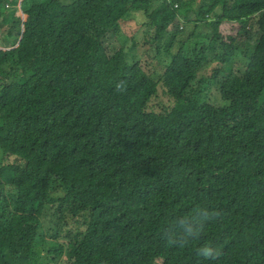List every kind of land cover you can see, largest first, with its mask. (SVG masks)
<instances>
[{"label": "trees", "instance_id": "1", "mask_svg": "<svg viewBox=\"0 0 264 264\" xmlns=\"http://www.w3.org/2000/svg\"><path fill=\"white\" fill-rule=\"evenodd\" d=\"M0 149V264H264V0H0Z\"/></svg>", "mask_w": 264, "mask_h": 264}, {"label": "rangeland", "instance_id": "2", "mask_svg": "<svg viewBox=\"0 0 264 264\" xmlns=\"http://www.w3.org/2000/svg\"><path fill=\"white\" fill-rule=\"evenodd\" d=\"M16 6H18L20 8V4L18 3ZM18 13H20L23 17H25L26 14L22 13L21 10H19V12H15L16 15H18ZM9 17L8 16V21H9ZM145 16L143 13H138L136 18H133L131 20H128L126 22L122 23V27H123V31L124 33L127 35L128 38H131L132 36H136L137 39H140L142 37V32H143V27H142V22L144 21ZM240 25L235 24V25H231V24H223L221 26L222 31L225 34L228 35H234L236 36L238 31L240 30ZM192 25H188L185 28V34L189 35L191 34L192 31ZM197 35L194 37H191V40L188 42V49L192 50V49H196V52L199 51V49L202 47V44H195L196 41H198L199 43H202V40H205V38H203V36H209L210 37V30L208 28H206L204 25H201L198 29H197ZM238 36V35H237ZM127 45H130L132 43V40L129 39L126 41ZM148 54L145 56L144 58V62L145 63H149L152 59V56H154V51L152 49L148 48ZM235 54H237L236 59L239 61H244L243 56H240V53L236 52ZM159 59H162L161 61L163 63H166L169 61L170 56L167 52H165L164 50H162V52L158 55ZM217 59H211L208 62L204 63V69L202 71V73L204 75H200L203 77H208L211 73L212 70L215 68V66L217 65ZM209 89L208 85L206 87V89H204V92H207ZM163 102L168 103L167 98L162 97L161 99ZM160 100V102H161ZM156 103V102H154ZM3 156L2 150L0 149V158ZM46 228H42L41 230V236L39 238V240L41 241V244L38 246L39 250H43L46 244H49L52 242V237L49 233V230L51 227L54 226V223L50 222L49 220H46ZM63 229H68L66 227H63ZM42 254H44V251H42Z\"/></svg>", "mask_w": 264, "mask_h": 264}, {"label": "clouds", "instance_id": "3", "mask_svg": "<svg viewBox=\"0 0 264 264\" xmlns=\"http://www.w3.org/2000/svg\"><path fill=\"white\" fill-rule=\"evenodd\" d=\"M203 255L207 256H211L212 255V251L211 249H204L203 250Z\"/></svg>", "mask_w": 264, "mask_h": 264}, {"label": "water", "instance_id": "4", "mask_svg": "<svg viewBox=\"0 0 264 264\" xmlns=\"http://www.w3.org/2000/svg\"><path fill=\"white\" fill-rule=\"evenodd\" d=\"M27 18V15H25V17H23V19H26Z\"/></svg>", "mask_w": 264, "mask_h": 264}]
</instances>
